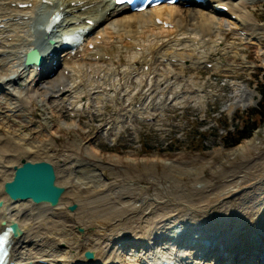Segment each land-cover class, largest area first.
Returning a JSON list of instances; mask_svg holds the SVG:
<instances>
[{"label": "rangeland", "instance_id": "rangeland-1", "mask_svg": "<svg viewBox=\"0 0 264 264\" xmlns=\"http://www.w3.org/2000/svg\"><path fill=\"white\" fill-rule=\"evenodd\" d=\"M229 1L234 6L239 2ZM177 6L209 13L207 16L213 18L217 25L210 29V34H200L193 30L195 20H190L189 31L181 36L184 45L153 51L150 50L152 47L161 48L162 42L174 39V32L160 34L158 28H149L150 31L143 30L135 37L130 35L119 40L113 35L101 41V35H97L96 45L102 46L99 54L92 51L88 55L72 58L76 60L74 67L79 70H65L70 75L69 91L48 98L51 93L48 94L50 86L47 81L64 73L63 54L60 52V63L54 71L44 73L32 86L34 96L30 100L23 98L29 103H19L24 108L23 113L27 114L26 119L31 113L36 121L27 124L26 131L31 130L32 133L40 129L42 135L38 140L30 134L23 143L32 148L33 142H40L41 159L34 160L50 162L58 167L57 171L66 167L77 172L81 165L99 174L105 183L134 187L141 198L162 195L163 201L161 206L157 205L156 212L163 211L164 205L169 203L166 205L169 215L165 219L185 214L184 203L179 202L181 200L197 203L207 196L215 198L226 190H234L239 184L240 188L223 203L219 206L220 201L215 203L216 208L191 209L193 212L188 214L194 216V226L217 224L219 230L215 237L219 234L222 237L220 241L233 244L228 249L245 241L264 249V123L246 141L232 148L223 147L219 138L224 132L220 124L225 123L232 130L234 125H240L234 116L256 107L260 99L259 85L264 84V0L248 3L247 10L242 8V11L250 13L245 21L248 35H242L235 29L237 34L233 37H225L221 31L235 28V20L229 12L214 14L210 12L211 3L205 6ZM46 13L47 8L38 6L25 19V29L29 30L32 38H40L34 31ZM114 23V19H109L101 26L104 28ZM100 28L98 26L94 32ZM93 37L94 33H91L86 39L92 40ZM179 38L176 35L174 41L179 43ZM108 40L113 42L106 43ZM132 40L134 45L126 48L124 43L130 44ZM247 43L250 46L244 47ZM191 44L196 56L188 57L186 45ZM232 44L234 46L230 47ZM131 52L137 53V57L128 58ZM150 58L152 63L148 61ZM129 64H132L133 70L128 69ZM144 66L151 69V73L143 71ZM44 71L47 72V69ZM0 72L3 74L2 70ZM75 88L83 93L77 95ZM149 89L154 92L150 93ZM97 94L101 95L99 99ZM60 104L65 108L60 110ZM94 115L99 117L100 122L93 121ZM15 119L25 124V118ZM10 125L9 121L0 117V133L3 134L0 136L1 155L14 151L10 142L18 129ZM195 132L204 135L200 136L201 142L197 143L200 148L197 149L191 145V141L197 139ZM88 133L92 138L90 140L84 138ZM249 140L252 142L245 143ZM50 155H65L67 159H49ZM59 160L63 162L58 163ZM60 171L59 179H64L67 172ZM73 174L76 173L73 171ZM78 175L81 176V173ZM86 175L83 173V177ZM261 177V182L255 180ZM255 181L258 184L254 187H246ZM173 205L178 206L174 212ZM31 209L34 216L44 212L42 208ZM134 221L135 218L129 219L127 225L132 226ZM177 223L176 219L170 222V226L175 227L168 234L179 230ZM210 235L196 234L186 240H207ZM129 243L122 253L125 258L131 254ZM215 255H209L205 263H212Z\"/></svg>", "mask_w": 264, "mask_h": 264}, {"label": "bare ground", "instance_id": "bare-ground-1", "mask_svg": "<svg viewBox=\"0 0 264 264\" xmlns=\"http://www.w3.org/2000/svg\"><path fill=\"white\" fill-rule=\"evenodd\" d=\"M41 1L0 0V70L3 71V74L0 72V117L6 122L9 121L14 128L18 129L14 132L16 135H12V141L10 142L11 147L14 149L13 153L9 155L0 154V232L12 222L16 223L21 231L19 235L11 237L8 260L15 264H156L158 258H168L180 264H207L205 262L209 255L216 253L212 263L209 264H218L227 260L232 261L226 264H264V249H261L260 245L255 246L250 244L249 241H245L240 242L238 247L228 249L233 244L226 243L224 240L220 241L222 237L219 234L215 237L216 232L219 230H217V224L209 227H206V225L194 226L195 221L192 220L194 216L188 214L191 209L201 210L210 206L216 208L215 203L220 201L218 206L223 203L224 199L240 188L239 184L236 185L234 190H226L215 198L207 196L197 203L186 200L179 201L184 203L185 214L176 218L170 217L171 219L169 217L165 219L169 215V210L166 208L169 203L162 204L164 205L163 211L156 212L157 205H160L163 201L162 195L158 197V194H156L155 197L141 198L136 194L134 187L132 188L129 185L119 187L116 184L105 183L101 181L99 174H95L93 170L88 171L89 169L81 165L78 166L77 172L66 167L61 169L62 172H67L64 179H59L60 170L57 171L56 169V184L63 186L65 190L55 207L46 204H34L28 200L10 201L8 199L3 193V184L11 180L14 167L19 166L22 160L34 162L38 161L34 159H41V150L38 148L40 142L38 144L33 142L32 148L23 143L30 134H34V137L38 140L41 139L42 135L40 129L37 132L32 131V133L31 130L30 132L26 131L27 124L36 121L31 113L28 114L30 118L26 119L27 114L23 113L24 108L19 103H29L26 99L30 100L34 96L32 86L39 82L44 73L54 71L52 63L53 61H56V64L60 63V52H63L64 60L67 57L71 58L70 48L63 46L61 39L63 35H69L78 30H80V34L84 35V30H87L85 37L99 26L101 27L99 31L93 32V43L97 40L96 35H101V40L104 37L110 38L113 35L122 40V38L130 35L135 37V34L142 33L143 30L150 31L149 28H158L160 34L174 32V39L176 35L180 37L179 43L174 39L170 41V38H168L164 44H162L163 42L160 44L159 47L161 48L150 46L152 47L150 50L153 51V49L161 50L162 47L164 49L167 46L173 49V45H184L181 36L189 31L190 20H195L193 22H195L196 27H193L194 25L191 27L200 34H210V29L217 25L213 18L207 16L209 13L205 14L193 7L180 9L177 5H163L143 12L128 13L125 7H116L110 0H44L47 6L42 7L47 8L46 20L54 13L59 14L61 20L54 25H50L48 29L47 24L43 23L41 25L42 29H37L38 32L35 27L34 32L39 34L40 38H32L29 30L25 29L27 22L22 20V17L31 14V10L18 8L17 5L18 3H30L31 8L34 9L41 6ZM210 2H212L210 12L217 14L214 11V5H225L228 7L229 15H234L236 17L235 22L239 23L233 22L235 28L232 30L225 31L221 29L225 37L228 35L235 36L237 34L235 29L247 34L248 29H246L245 21L247 22V15L250 13L242 11V8L246 9L248 3H254L256 0H239L236 6L229 0H210ZM164 13L167 17H164ZM155 18L170 23L172 28L164 30L162 26L154 22ZM109 19H114L115 23L110 24L111 26L108 27L105 26L104 29L101 24ZM89 20L93 22L92 25L87 22ZM42 36H46V40L51 39L53 44L45 46V42L41 41ZM112 42L113 40L106 41L109 44ZM89 43L90 41H86V45H79L80 47L83 46V52L87 55L91 53L86 48ZM169 43L171 44L169 45ZM258 44L261 43L258 42ZM132 45H134L133 40L130 44L124 43L126 48H130ZM233 46L234 44L230 47ZM249 46L250 43L244 45V47ZM101 47L94 45L95 54H99ZM31 48L37 49L42 56L43 61L41 60L40 68L25 66L21 62L22 54H25ZM186 50H188V57L196 56L192 44L186 45ZM77 51L74 56L79 53ZM131 56L136 58L137 53L131 52L128 58ZM201 57H198V59L201 60ZM135 58H131L132 61H135ZM75 61L71 59L68 62H62L65 66L63 70L67 68L72 71L75 70ZM148 61L152 63V58ZM42 67L47 69V72L44 71L41 74ZM128 69H134L132 64L128 65ZM148 72L151 73V69L148 68ZM62 73L47 81L50 86L48 94L51 93L48 98L53 97V95H64L66 91H69L67 84L70 81V75L65 76ZM101 75L102 77L106 76L105 74ZM17 84L19 88L15 89ZM149 92L153 93L154 90L149 89ZM74 93L79 95L83 91L75 88ZM234 94L236 95V93ZM97 97L99 99L101 95L97 94ZM23 98L26 99L23 100ZM58 106L60 110L65 108L61 104ZM15 118H25V124ZM97 118L99 117L94 115L93 121L100 122V119ZM7 134L9 135V132ZM0 136H3V134L0 133ZM84 138L92 139L89 133ZM249 142H252V140L245 143ZM49 159H67V157L65 155L58 157L50 155ZM60 162H63V160L58 161V163ZM62 164L66 165L65 162ZM54 167L58 168L56 165ZM73 171L76 174H73ZM79 173H81V176L78 175ZM83 173L85 175L92 174L83 177ZM255 180L261 182L262 177ZM256 181L246 187H254L258 184ZM66 186H69L70 190ZM71 203L76 204V209L72 212L67 209ZM178 206L173 205L172 211L178 209ZM31 208H42L44 212L38 214L39 216L37 214V216H34V211ZM34 210L36 211V209ZM134 218L136 221L132 223V226L130 224L128 226L129 219L134 220ZM53 219L56 221H53ZM173 219L174 221L176 219L180 227L178 231L175 230L170 235L168 233L175 227H172V224L170 226ZM195 220H197V217ZM78 228H81V233ZM203 233H211V235L207 240L198 237L197 240H186L188 237H195L194 235ZM128 241L131 243H129L131 254L128 255V258H125L122 253L126 250ZM183 244L186 247L180 249L179 247H182ZM197 249L199 250L196 251ZM85 251H91L94 255L93 259H84L83 253Z\"/></svg>", "mask_w": 264, "mask_h": 264}, {"label": "water", "instance_id": "water-1", "mask_svg": "<svg viewBox=\"0 0 264 264\" xmlns=\"http://www.w3.org/2000/svg\"><path fill=\"white\" fill-rule=\"evenodd\" d=\"M29 55L30 53L26 56V64L41 61L40 56L31 61ZM64 190L63 186L56 184L54 166L46 161L22 160L19 166L14 167L11 180L3 184V192L10 201L28 200L34 204H46L50 207H55L59 203ZM67 209L72 212L76 209V205L72 204ZM10 227L15 236L21 233L16 223H10ZM79 231H82L81 228ZM84 257L91 260L94 255L91 251H85Z\"/></svg>", "mask_w": 264, "mask_h": 264}, {"label": "trees", "instance_id": "trees-1", "mask_svg": "<svg viewBox=\"0 0 264 264\" xmlns=\"http://www.w3.org/2000/svg\"><path fill=\"white\" fill-rule=\"evenodd\" d=\"M258 92L260 94V99L257 102L256 107L247 110L242 115L234 116V120L240 125H234L233 129L230 130L225 123L224 125L220 124V127L224 130V132L219 136V138L222 146L226 149L232 148L238 145L241 141L248 139L252 133L264 123V84L259 85ZM215 132H218V130ZM195 136L197 139L191 141L193 149L200 148V146H197V143L201 142L200 136L203 137L204 135L202 133L195 132Z\"/></svg>", "mask_w": 264, "mask_h": 264}]
</instances>
